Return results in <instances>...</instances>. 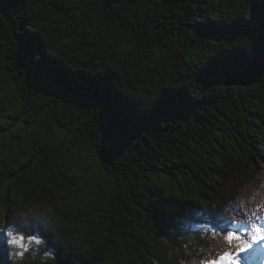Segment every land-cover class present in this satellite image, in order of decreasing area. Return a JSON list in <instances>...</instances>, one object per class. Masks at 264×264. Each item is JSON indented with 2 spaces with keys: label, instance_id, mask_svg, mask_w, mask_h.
Wrapping results in <instances>:
<instances>
[{
  "label": "trees",
  "instance_id": "trees-1",
  "mask_svg": "<svg viewBox=\"0 0 264 264\" xmlns=\"http://www.w3.org/2000/svg\"><path fill=\"white\" fill-rule=\"evenodd\" d=\"M205 21L222 27L198 30ZM230 25L239 53L212 47L229 43ZM263 34L264 0H0V264L10 253L19 264H201L233 221L264 218V79L222 82L237 57L264 54ZM37 41L50 61L35 78L42 91L20 58ZM202 67L219 82L200 83ZM162 91L193 104L175 114L183 98L164 101L167 123L147 117L130 141L113 124L106 150L89 100L103 98L106 119L135 120L122 97ZM31 235L43 243L12 242Z\"/></svg>",
  "mask_w": 264,
  "mask_h": 264
},
{
  "label": "snow or ice",
  "instance_id": "snow-or-ice-1",
  "mask_svg": "<svg viewBox=\"0 0 264 264\" xmlns=\"http://www.w3.org/2000/svg\"><path fill=\"white\" fill-rule=\"evenodd\" d=\"M237 25H230L229 27L233 29V34L230 38L226 37V39H229V43H223L222 41L220 43H215L212 45L213 48H232L236 53H239L242 51L238 46L233 45L231 43V40H234L237 35H239L242 30H236ZM222 26L219 24H209L207 21L203 22L198 26V30H205V31H216L220 29ZM42 45L38 43V41L35 43V46L33 50L28 53L27 55L21 51L20 58L21 63L23 67L28 69L29 75L32 80V86L37 89L38 91H42V88H38L36 85V75L41 72H45L48 69V65L50 64V61L47 60V58L44 57L41 49ZM40 54L39 58H37V54ZM52 56H56V52L50 53ZM223 55V54H221ZM237 60L241 61H247L246 59H242L237 57ZM191 67V66H190ZM207 67L200 68L199 71H197L195 68L192 69V75L196 77L197 80L200 81V83L204 84L205 87H208L212 83H218L219 81L217 79L215 80H208L201 75V70L206 69ZM264 75V73L257 74L256 77H260ZM107 79V77H101L97 79H90L86 82L85 86L88 89V86L94 82L103 81ZM184 79H188V76H185ZM110 82V81H109ZM189 87L191 85H188ZM77 85H73L71 83L66 84L65 88L69 91V98L77 91ZM175 87L180 88L181 85H176ZM110 88L112 92L119 95V93L115 90L116 85H113L110 82ZM120 96V95H119ZM177 97L183 98V103L176 107L173 112L179 113L180 111L186 109L187 107L191 106L193 104V101L188 98V96L185 94L184 91H162L158 96L152 97V99L148 100L145 103H132L128 99L122 97L124 100L128 102L131 109L134 110L135 114V120L132 119L128 114H123L119 116L112 117L110 119H106L105 116V103L102 97L100 96H94L92 97L88 104L97 110V122L99 124V130L103 134V144L108 151H113L112 145L109 142L107 145L105 143V132L106 129H111L113 127V124L117 128L122 129H132V135L128 137V140L130 141L135 134H138L139 128H132L134 124H136L139 121H143L145 118L153 116L157 113H159V119L156 121L159 123L161 120H164L165 123H167V119L172 115L171 112L164 113L160 112L161 106L166 100L175 99ZM12 115H16V113H12ZM119 148L118 150H120ZM264 159V158H262ZM69 175H73V173H69ZM75 178V177H74ZM255 220L261 219L260 216L257 215V213L253 212L250 214ZM234 223H237V226L239 227V222L233 221ZM36 230L39 231L38 226L36 227ZM213 232H217L215 227L213 226L211 229ZM245 232V235L242 236L240 234H237L235 231H227L226 236L224 239L231 245L233 242H238L235 245V249L224 251L222 254L218 256V258L215 259H206L201 262V264H238L240 259V253L247 252L249 249H252L253 245H259L262 241H264V227H262L260 224L256 222H250L248 229H243ZM24 237H19L17 239L16 237L12 239V242L19 245L22 249L27 250L28 246L32 243L35 244H41L43 243V239L40 238L38 235H31L28 237V243L26 244L24 242ZM17 257H20L23 255V252L17 253Z\"/></svg>",
  "mask_w": 264,
  "mask_h": 264
},
{
  "label": "water",
  "instance_id": "water-1",
  "mask_svg": "<svg viewBox=\"0 0 264 264\" xmlns=\"http://www.w3.org/2000/svg\"><path fill=\"white\" fill-rule=\"evenodd\" d=\"M260 73H264V54L255 61L239 62L235 68L225 71L222 82L226 88H250L262 82L264 75L256 77Z\"/></svg>",
  "mask_w": 264,
  "mask_h": 264
},
{
  "label": "rangeland",
  "instance_id": "rangeland-1",
  "mask_svg": "<svg viewBox=\"0 0 264 264\" xmlns=\"http://www.w3.org/2000/svg\"><path fill=\"white\" fill-rule=\"evenodd\" d=\"M257 223L260 224L262 227H264V218L260 219ZM243 229H248V228L235 227L229 229L228 231H235L237 232V234L244 236L245 232L243 231ZM236 243L238 242H233L231 245H229V243L226 242L221 247V249L216 251L217 255L219 256L224 251H228V250L234 251ZM239 255H240V259L238 264H264V241H262L259 245H253L252 249H249L247 252L240 253Z\"/></svg>",
  "mask_w": 264,
  "mask_h": 264
},
{
  "label": "clouds",
  "instance_id": "clouds-1",
  "mask_svg": "<svg viewBox=\"0 0 264 264\" xmlns=\"http://www.w3.org/2000/svg\"><path fill=\"white\" fill-rule=\"evenodd\" d=\"M52 258L54 259V254H52ZM10 259H13V264H19V260L15 259V257H13L10 253Z\"/></svg>",
  "mask_w": 264,
  "mask_h": 264
}]
</instances>
